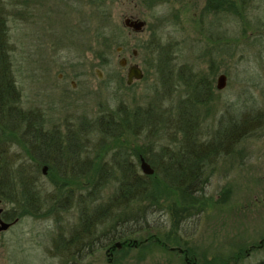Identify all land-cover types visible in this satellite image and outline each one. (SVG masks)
Wrapping results in <instances>:
<instances>
[{
  "label": "rangeland",
  "instance_id": "374dc122",
  "mask_svg": "<svg viewBox=\"0 0 264 264\" xmlns=\"http://www.w3.org/2000/svg\"><path fill=\"white\" fill-rule=\"evenodd\" d=\"M229 1L234 4L209 5L208 0H1L17 105L36 117L34 121L41 123L61 151L71 143L81 162L106 170L112 165V156L124 152L144 175L140 159L156 164L163 161V149L174 150L170 140L175 135L167 132L166 125H151L141 113L151 106L175 114L179 101L192 94L178 74L187 71L203 74L212 83L206 101L198 107L199 140L212 141L219 124L222 128L235 125L241 135L234 141L222 140L223 150L204 166V213L174 227L170 211L150 212L140 221L146 230L132 235L127 248L115 249L109 256L108 247L98 243L106 244L110 235L101 236L91 254L76 263L75 258L67 259L61 253V244H67L90 218L95 219L94 234L100 231L93 212L108 201L116 184L109 181L103 188H95L94 173L73 179L72 172L64 169L59 178L48 168L43 174V167L48 166H38L34 207L0 202L3 221L17 220L0 232V264L264 261V0ZM100 5H104L105 17ZM125 18L144 21V30L127 29ZM122 58L125 67L119 65ZM160 60L173 70L169 88L157 70ZM130 65H137L143 77L127 85ZM221 74L227 80L219 91L216 80ZM120 110L128 112L125 134L113 140L99 133L96 120L101 116L119 118ZM134 111L144 119L141 126L134 125ZM20 137L19 132L0 135V154L7 155L9 164L4 169L13 182L18 171L34 166ZM137 153L143 155L136 159ZM48 156L47 161L52 162ZM165 192L164 197H169ZM160 226L164 228L156 229Z\"/></svg>",
  "mask_w": 264,
  "mask_h": 264
},
{
  "label": "trees",
  "instance_id": "16d2710c",
  "mask_svg": "<svg viewBox=\"0 0 264 264\" xmlns=\"http://www.w3.org/2000/svg\"><path fill=\"white\" fill-rule=\"evenodd\" d=\"M219 3L230 6L234 4L229 0H208L209 5H219ZM1 5L4 4L0 0V135L5 132H19L29 158L34 161V166L31 169L28 168L26 172L18 171V178L15 179L19 181L13 182V176L10 177L8 170L4 169L9 165L7 155L0 154V164H3V167H0L2 170L0 172V202L22 203L24 206L28 204L31 208L34 207L33 201L36 202L38 194L36 186L33 184L36 181L40 165L48 166L49 172L59 178L64 176V169H69L72 172L73 179L84 178L90 173H94L93 187L95 188H103L107 182L114 181L116 187L108 201L102 208L93 212L96 215L97 227L100 231L94 234L95 228L92 224L95 219L89 217L90 219L84 222L81 229L66 242L67 244H61L63 247L61 253L66 255L67 259L70 256L75 258V263L91 254L93 244L97 242L98 238L100 240L101 236L110 235L106 244L101 245L99 241L98 246L100 247H110L114 246L115 242H120L121 249L127 248L132 235L146 230L140 225V221L144 220L150 212L166 213L170 211L169 213L174 214V227H178L179 223L186 218L204 213L207 209L202 196L205 184L204 171L206 167L204 166L219 151L223 150L221 149L222 140L234 141L241 135L240 129L235 125H227L222 128L219 124L217 131L212 135V141L207 143L199 140L198 107L203 105L211 91V80L203 74H191L188 71L181 74L179 72V78L183 84L188 86L192 94H189L188 99L179 101L176 113L158 112L151 106L146 107L145 111L141 113L144 114L148 122L152 123L151 125L161 123L164 128L167 126V132L175 135L170 140L174 150L163 149V161L157 162V164L148 161L154 171L152 175L139 174L137 167L124 152H118L112 156V165L107 170L104 169L105 167H94L90 162H81L71 143H67L61 151L57 141L52 140L43 131L41 123L34 121L36 117L33 114L19 109L17 105L19 95L11 73L6 17ZM103 7L104 5H100L99 11L105 17L104 12L102 14ZM165 62L160 60L157 70L161 75L163 85L169 88L173 82V70ZM141 114L137 111L132 114L136 127L141 126L140 123H144V119L139 118ZM119 115V118L114 116L99 117L95 123L97 131L113 140L121 138L125 134V130L128 129V112L120 110ZM34 126L35 129L31 131ZM69 139L68 136L67 141ZM47 153L48 157L53 160L52 162L47 161ZM142 155V153H137L134 154V157L139 159ZM64 157L66 160L63 159ZM158 181L161 182V186ZM161 187L166 192L161 190ZM162 192L168 194L169 197H164ZM163 205L166 208H163ZM8 221L13 222L14 220L10 218ZM160 228H164V226L156 227V229ZM193 262V259H189V264H194ZM258 264H264V261Z\"/></svg>",
  "mask_w": 264,
  "mask_h": 264
},
{
  "label": "water",
  "instance_id": "95a60500",
  "mask_svg": "<svg viewBox=\"0 0 264 264\" xmlns=\"http://www.w3.org/2000/svg\"><path fill=\"white\" fill-rule=\"evenodd\" d=\"M123 25L127 28L130 29L133 32L139 33L144 30L145 27V22L139 19H131V18H125L123 21ZM118 52L121 51V49L117 50ZM127 64L125 59H120L119 65L121 67H125ZM143 77V73L141 69L137 65H130L127 69L126 73V83L127 85H131L134 81H139ZM226 76L221 74L217 77L216 80V89L221 91L225 88L226 86ZM141 163V170L142 173L146 176L152 175L154 173L153 169L150 167V165L143 159H140ZM47 170V167H43L42 172L45 175ZM2 213V210L0 209V214ZM13 223H8L0 219V232L6 231L10 228V226ZM121 243H116L113 248H121Z\"/></svg>",
  "mask_w": 264,
  "mask_h": 264
},
{
  "label": "flooded vegetation",
  "instance_id": "af4514ba",
  "mask_svg": "<svg viewBox=\"0 0 264 264\" xmlns=\"http://www.w3.org/2000/svg\"><path fill=\"white\" fill-rule=\"evenodd\" d=\"M220 1V0H219ZM219 5H220V3H219ZM0 219H2V220H5V217H4V215H2V213L0 214ZM16 219L12 222V223H16ZM116 243H118V242H115L114 243V245L116 244ZM120 243V242H119ZM114 246H110V247H108L107 248V250H106V252H107V255H109V256H111L112 255V253L115 251V249H121L122 248V245H121V248H113ZM113 256V255H112Z\"/></svg>",
  "mask_w": 264,
  "mask_h": 264
}]
</instances>
